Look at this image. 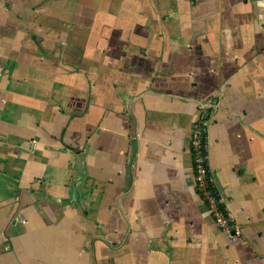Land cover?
<instances>
[{"label":"crops","instance_id":"0c3cea01","mask_svg":"<svg viewBox=\"0 0 264 264\" xmlns=\"http://www.w3.org/2000/svg\"><path fill=\"white\" fill-rule=\"evenodd\" d=\"M0 264H264V0H0Z\"/></svg>","mask_w":264,"mask_h":264},{"label":"built area","instance_id":"2783aa9c","mask_svg":"<svg viewBox=\"0 0 264 264\" xmlns=\"http://www.w3.org/2000/svg\"><path fill=\"white\" fill-rule=\"evenodd\" d=\"M212 100L207 102L212 104ZM201 111L208 105L199 104ZM205 123L204 116L194 121L189 138V147L191 154V167L193 170L194 187L201 194L203 201L206 203L209 212L216 225L225 230L229 240H237L240 235V226L234 222L225 206L218 197L215 190H211L207 177L206 152H205Z\"/></svg>","mask_w":264,"mask_h":264},{"label":"trees","instance_id":"16d2710c","mask_svg":"<svg viewBox=\"0 0 264 264\" xmlns=\"http://www.w3.org/2000/svg\"><path fill=\"white\" fill-rule=\"evenodd\" d=\"M207 177L209 178L208 172H207ZM208 181H209L208 185H209L210 189L213 191L214 190L213 185H212L210 180H208Z\"/></svg>","mask_w":264,"mask_h":264}]
</instances>
